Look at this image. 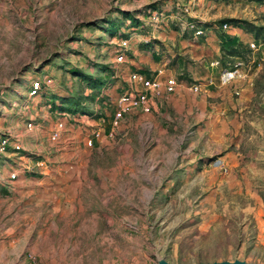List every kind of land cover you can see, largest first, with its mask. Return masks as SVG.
Segmentation results:
<instances>
[{
    "label": "rangeland",
    "instance_id": "obj_1",
    "mask_svg": "<svg viewBox=\"0 0 264 264\" xmlns=\"http://www.w3.org/2000/svg\"><path fill=\"white\" fill-rule=\"evenodd\" d=\"M239 39L243 58L224 56ZM149 63L176 90L108 140ZM0 131L23 146L0 158V264H264V3L0 0Z\"/></svg>",
    "mask_w": 264,
    "mask_h": 264
},
{
    "label": "built area",
    "instance_id": "obj_2",
    "mask_svg": "<svg viewBox=\"0 0 264 264\" xmlns=\"http://www.w3.org/2000/svg\"><path fill=\"white\" fill-rule=\"evenodd\" d=\"M189 4L193 0H185ZM154 11V15H158ZM177 21H180L177 18ZM186 26L194 30L195 34H201L202 30L197 26L195 22H189ZM223 29H227L228 25L223 24ZM251 47H254L253 42H249ZM121 50L127 48V41L125 39L121 40L119 43ZM123 51L116 56V61L118 63L127 64V55ZM162 71L157 73H146L139 67L129 69V86L119 95V97L114 101L112 108L111 118L109 120L110 124V134H113V130L116 129L121 122L125 119L127 114H130L134 110H142L143 112H149L151 108V102L155 98H163L173 93L177 88V81L174 76H161ZM235 76L234 70H224L223 71V81H228ZM50 79L47 78L44 83H50ZM41 80H35L30 83L29 95L36 96L40 94L41 89L45 85ZM195 89H198L196 86ZM32 122L27 123V127H31ZM55 135L51 136L54 139ZM102 134L99 128H95L89 136L84 140V145L87 147H92L95 141H100ZM23 150L22 143L16 139L14 136L0 131V158L4 155L19 154ZM19 174L17 171H12L9 173L7 179L9 181L17 180Z\"/></svg>",
    "mask_w": 264,
    "mask_h": 264
},
{
    "label": "trees",
    "instance_id": "obj_3",
    "mask_svg": "<svg viewBox=\"0 0 264 264\" xmlns=\"http://www.w3.org/2000/svg\"><path fill=\"white\" fill-rule=\"evenodd\" d=\"M249 1H254V2H257V3H264V0H249ZM228 23L233 25L234 27H237L238 23H240L241 24L240 28L244 29L245 32L251 33L255 39L258 38L256 32H254V27L255 26L251 22H248L246 20H232V21H230ZM221 35L223 37H225L227 41H231V39L235 38L234 35H230V34H228L226 32L222 33ZM238 41L239 42H237L235 45L234 44H230L226 48L227 50L225 52L224 51V46H223V41L221 40V42H220V50L223 52V55L224 56L234 57V58H236V57L237 58H243V54L241 53L239 48L241 47V45L245 46V44H243V42H241L240 39Z\"/></svg>",
    "mask_w": 264,
    "mask_h": 264
},
{
    "label": "crops",
    "instance_id": "obj_4",
    "mask_svg": "<svg viewBox=\"0 0 264 264\" xmlns=\"http://www.w3.org/2000/svg\"><path fill=\"white\" fill-rule=\"evenodd\" d=\"M240 30H242L241 28H239V27H234L233 28V30H229V32H231V33H237L236 31H240ZM226 32H228V31H226ZM239 33V32H238ZM230 35H234V34H230ZM242 35L243 36H245V37H247L249 40L252 38V35H251V33H248V32H245L244 30H243V32H242ZM241 38H243L242 36H241ZM223 59H224V57H223ZM223 62H225V60H223ZM155 64H152V63H149V67H150V69L151 70H154V71H162L161 69L162 68H158L157 69V67L156 66H154ZM171 100H173V99H171ZM169 101L168 100H166L165 101V103L163 102V100H161V98H155V99H153V101L151 102V108H150V110H152V109H155L156 107H161L163 104H166V103H168ZM138 110H134V111H132L130 114H127L126 115V117H125V119H127L128 118V121L130 120V117L131 116H133L134 114H135V112H137ZM142 111V110H141ZM143 112V111H142ZM150 112V111H149ZM144 113H148V112H144ZM124 119V120H125ZM115 130V129H114ZM114 130H113V134H114ZM109 131H110V127H109V129H108V131H107V135H106V138L108 139V140H113L114 138H113V134H110L109 133ZM104 136H102L101 137V139L103 138ZM100 139V140H101Z\"/></svg>",
    "mask_w": 264,
    "mask_h": 264
},
{
    "label": "water",
    "instance_id": "obj_5",
    "mask_svg": "<svg viewBox=\"0 0 264 264\" xmlns=\"http://www.w3.org/2000/svg\"><path fill=\"white\" fill-rule=\"evenodd\" d=\"M159 264H168L165 260H160ZM199 264H254L250 262H245V261H240V260H235V261H221V262H207V263H199Z\"/></svg>",
    "mask_w": 264,
    "mask_h": 264
}]
</instances>
